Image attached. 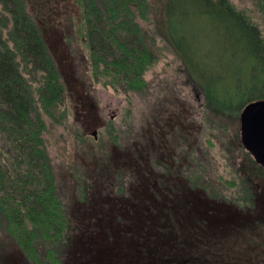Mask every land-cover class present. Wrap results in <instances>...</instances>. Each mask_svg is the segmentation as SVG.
<instances>
[{"label": "rangeland", "instance_id": "1", "mask_svg": "<svg viewBox=\"0 0 264 264\" xmlns=\"http://www.w3.org/2000/svg\"><path fill=\"white\" fill-rule=\"evenodd\" d=\"M27 9L69 90L66 125L48 135L72 217L63 264H264V177L238 143L234 165H246L253 206L216 202L195 188L198 176L210 192L242 178L224 168L226 148L211 145L226 117L209 113L200 88L166 64L174 55L166 51L147 75L146 94L127 97L93 75L79 0H27ZM110 120L118 138L106 131ZM228 125L230 148L237 116ZM230 189L215 191L232 199ZM2 243L5 264H28L13 242Z\"/></svg>", "mask_w": 264, "mask_h": 264}, {"label": "trees", "instance_id": "2", "mask_svg": "<svg viewBox=\"0 0 264 264\" xmlns=\"http://www.w3.org/2000/svg\"><path fill=\"white\" fill-rule=\"evenodd\" d=\"M79 1L78 32L95 78L127 97L146 94L147 75L170 52L166 64L200 88L209 113L226 117L211 145L225 148L228 120L264 99V0ZM68 99L27 0H0V250L2 241L13 242L28 264H63L71 239V209L48 139L51 127L66 125ZM106 131L118 138L113 120ZM235 166L242 179L227 182L230 200L253 206L256 189Z\"/></svg>", "mask_w": 264, "mask_h": 264}, {"label": "water", "instance_id": "3", "mask_svg": "<svg viewBox=\"0 0 264 264\" xmlns=\"http://www.w3.org/2000/svg\"><path fill=\"white\" fill-rule=\"evenodd\" d=\"M241 141L255 161L264 167V99L247 103L240 114ZM96 136V132L93 133Z\"/></svg>", "mask_w": 264, "mask_h": 264}, {"label": "flooded vegetation", "instance_id": "4", "mask_svg": "<svg viewBox=\"0 0 264 264\" xmlns=\"http://www.w3.org/2000/svg\"><path fill=\"white\" fill-rule=\"evenodd\" d=\"M243 109V108H242ZM242 109H241V111H242ZM241 111H240V114H241ZM240 114H239V122H240ZM200 115H202V114H200ZM200 118H201V116H200ZM107 126V125H106ZM239 129H240V127H239ZM224 134V133H223ZM94 135V134H93ZM225 135V134H224ZM95 137H97V135L95 136ZM225 138V137H224ZM226 139V138H225ZM221 142V141H220ZM240 144L241 145V147L243 148V150H244V152L245 153H247V157H248V163H250V164H252L253 166H255L256 167V169L258 170V167H262L261 165H259L256 161V165H254V163H253V161H252V158H253V156L251 155V153L248 151V150H246L245 149V147H244V145L242 144V141H241V131H240V134L238 135V137H237V139H236V141H234V143L232 142V145L230 146V148H228V144L226 145L227 147H225L226 148V150H225V152L223 153L224 155H223V158H222V163H223V165H224V168L225 169H231V170H233V165L234 164H236L235 162V156H236V152H235V146L237 145V144ZM222 145H223V143H221ZM235 144V146H233ZM254 159V158H253ZM255 160V159H254ZM248 165V167H250L249 166V164H247ZM263 169H264V167H262ZM240 169V172H239V174H241L242 176H243V178L245 179L246 177H245V175L244 174H246V175H249L248 174V172L246 171V165L245 164H242V167L241 168H239ZM248 179H249V177H247ZM246 178V179H247ZM197 179H199L201 182L199 183V184H195L196 185V189L197 190H199V191H204V192H206V193H209V196L211 197V199L212 198H214L213 200H215L216 202H231V201H233V200H230V197H228V198H222V197H218V195H219V193L217 192V191H215V189L217 190V189H220V190H224V191H228L229 189H226V188H222V187H216V185L215 184H213V187H210L211 188V192L209 191V189L207 188V186L204 184V179L202 180L201 179V176H198L197 177ZM247 179V180H248ZM226 185L228 186V183H226ZM228 188H229V186H228ZM255 195H256V193H255ZM255 202V201H254ZM247 208H249V206L247 205L246 206Z\"/></svg>", "mask_w": 264, "mask_h": 264}]
</instances>
